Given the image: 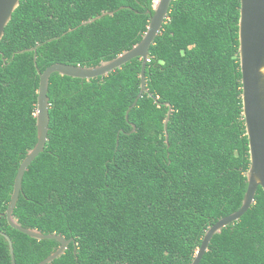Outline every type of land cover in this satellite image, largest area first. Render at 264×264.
<instances>
[{"label": "trees", "instance_id": "trees-1", "mask_svg": "<svg viewBox=\"0 0 264 264\" xmlns=\"http://www.w3.org/2000/svg\"><path fill=\"white\" fill-rule=\"evenodd\" d=\"M154 6L155 0H21L6 26L0 230L13 240L17 264H38L60 245L13 228L2 215L19 166L38 141V70L118 56L142 39ZM240 7L241 0H173L150 47L149 92L128 118L141 91V58L104 77L52 73L48 140L24 174L14 209L25 227L73 238L49 264H191L207 229L241 207L250 148ZM0 264H13L2 234ZM200 264H264L262 186L248 211L213 236Z\"/></svg>", "mask_w": 264, "mask_h": 264}, {"label": "water", "instance_id": "water-1", "mask_svg": "<svg viewBox=\"0 0 264 264\" xmlns=\"http://www.w3.org/2000/svg\"><path fill=\"white\" fill-rule=\"evenodd\" d=\"M20 2L21 0H0V43L5 34V28L11 21L13 13L20 5ZM172 2L173 0H158L157 3H155L154 13L151 16L147 31L142 39L132 48L125 50L118 56L110 60L102 61L95 66L71 65L58 62L48 66L42 72L38 70L40 74L36 114L38 141L21 162L15 177L11 200L5 213H2V215L6 216L8 223L13 228L35 239H56L59 241V247L38 264L51 263L64 254L69 244L73 241V238L67 239L58 233H44L36 228L25 227L21 225L14 216V209L22 190L24 174L29 165L44 151L48 140L50 123L48 90L50 76L52 73L58 72L61 75L82 79H92L98 76L104 77L112 71L121 68L132 59L137 57L141 58V91L133 105H131L127 111L128 118L130 110L136 105L139 97L145 92H149L146 83V67L150 57V47L155 42L156 37L159 35L166 22ZM113 13L114 11L104 12L92 20ZM239 41L242 72V117L245 119L246 133L250 148V167L246 172L248 188L241 207L237 211L219 219L207 229L191 264H200L204 254L209 248L213 236L227 225L239 220L255 203L258 187L262 186L264 189V0H241ZM33 49L36 50L37 47H33ZM167 104L170 106L165 120L166 136L168 140L167 126L172 113V106L170 103ZM133 127L135 129L134 124ZM0 234L9 242L12 263L17 264L13 240L10 235L3 230H0Z\"/></svg>", "mask_w": 264, "mask_h": 264}, {"label": "bare ground", "instance_id": "bare-ground-1", "mask_svg": "<svg viewBox=\"0 0 264 264\" xmlns=\"http://www.w3.org/2000/svg\"><path fill=\"white\" fill-rule=\"evenodd\" d=\"M158 0H155V3H157Z\"/></svg>", "mask_w": 264, "mask_h": 264}]
</instances>
